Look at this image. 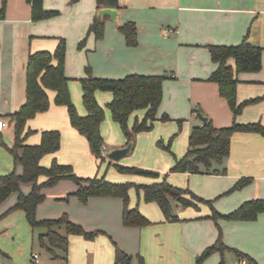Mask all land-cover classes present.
<instances>
[{
	"label": "crops",
	"instance_id": "0c3cea01",
	"mask_svg": "<svg viewBox=\"0 0 264 264\" xmlns=\"http://www.w3.org/2000/svg\"><path fill=\"white\" fill-rule=\"evenodd\" d=\"M2 4L3 0H0V9ZM44 5L49 9H58L60 13L34 20L30 0H7L5 15L0 18V117L8 121V125L0 131V173L14 169L17 173L23 172V165L15 162L8 148L15 142V124L10 113L18 110L26 100L30 51L55 49L58 36L65 37L70 47L86 38L84 47L89 51L94 47L95 50L88 62H91L89 66L96 76L119 78L129 73L166 75L158 115L167 112L172 118L170 120L189 117L190 121L186 122L181 135L186 146L176 157L186 154L192 127L202 125L200 112L211 118L216 126L230 125L235 118L239 122L260 120L264 123V49L260 70L237 74L238 101L255 100L246 104L236 117L227 98L220 93L219 84L208 79L217 67L208 44H239L247 38L264 46V0H119L117 8L121 24L135 22L137 26L138 43L134 46L127 44L121 24L109 15L105 16L102 38L97 39L89 33L99 10L97 0H44ZM76 58L80 65L87 62L84 53L76 55ZM230 61L235 66V61ZM74 62L75 59L71 61L69 56L65 71L71 78L69 88L72 99L79 113L85 115L87 109L81 83L73 80L71 69ZM86 66L85 71L80 66L77 74L85 76ZM53 94L54 90L52 95L49 94L50 108L29 119L27 129L33 132L27 136L25 143H38L44 129H59L61 147L56 152L45 154L41 163L49 165L57 158L62 163L72 162L79 173H84L79 166L93 168L95 154L86 136L71 123L67 106L53 101ZM112 96L109 90L96 91L97 100L102 105L108 103ZM138 110L146 112L145 109ZM157 121L162 122L157 119L155 123ZM118 123L111 110L105 107L101 133L108 151L127 144V137ZM170 127L164 137L175 131L176 124H170ZM143 131L146 130L137 131L136 135ZM146 135L151 138L147 148L156 159V165L151 166L158 169L159 176L118 177L120 181L116 182L152 183L167 176L170 183L189 188L205 200H196V205L187 207H181L173 200V212L179 219H168L157 201L146 200L143 190L133 186L129 190V204L138 207L151 222L144 226L125 225L122 197L91 196L87 202H82L76 195H69L78 189L79 184L63 178L55 185L44 188L46 198L37 207L38 219L58 218L66 212L85 229L101 231L93 238L70 234L68 264H115L118 250L133 255L131 264H194L197 256L217 241L220 229L226 244L254 258L247 264H264V209L254 219L213 217L214 208L221 213H229L250 199L264 198V135L253 131H235L229 155L223 164L216 165L226 167L223 173L181 171L165 175L162 172L175 165L176 157L153 147L155 136L152 133ZM22 153L23 148H19V154ZM123 162L121 164L125 165L138 163ZM242 176H251L252 180L242 188L232 189ZM45 178L42 175L39 180ZM32 187L33 183L21 184L24 193L30 192ZM19 193L12 192L0 203V212L12 207ZM15 211L12 215L25 219L23 209ZM60 231L65 232V229ZM139 255L143 257V263ZM232 256L243 257L231 250L224 253L217 250L202 264H221L223 260L225 264L226 259Z\"/></svg>",
	"mask_w": 264,
	"mask_h": 264
},
{
	"label": "trees",
	"instance_id": "16d2710c",
	"mask_svg": "<svg viewBox=\"0 0 264 264\" xmlns=\"http://www.w3.org/2000/svg\"><path fill=\"white\" fill-rule=\"evenodd\" d=\"M3 0L0 9V18L5 15ZM32 4V18L41 20L56 16L58 9H49L44 5V0H30ZM77 1V0H72ZM99 9L102 7H118L119 0H97ZM126 36L127 44L134 46L138 43V32L135 22H126L120 25ZM89 33H93L97 39L103 37L105 32V17L96 15L89 27ZM55 49H38L30 51L26 74V100L18 110L10 113L15 124V142L8 147L14 156L16 163L23 165V172L17 173L14 169L8 173H0V203L14 191H19L17 202L10 210L23 209L33 229L42 228L39 235L40 245L46 247L54 257L67 259L69 250V235L82 234L86 238H93L100 230H87L81 224L73 221L68 213L58 218L38 219L37 207L42 203L46 194L44 188L55 185L63 178H69L79 184L76 191L69 195H76L82 202H87L91 196H119L124 200L123 222L125 225L144 226L151 222L138 207L130 206L129 190L135 186L142 189L144 198L148 201H157L168 219H179L173 212L172 201L175 200L181 207L196 205V200H205L195 194L189 188H182L170 183L165 176L161 181L152 183H135L132 181L116 182L106 176H83L79 175L71 163H62L54 158L50 165L41 163V158L47 153L56 152L61 147V131L56 128L44 129L41 139L36 144H27V136L33 132L27 129L30 118L38 112L45 111L51 106L49 89L55 91V102L66 105L71 123L88 139L92 152L96 157L102 158L104 137L101 133V123L105 119V108L97 100V90H109L112 99L107 103L114 120L119 122L125 131L127 143L131 139L132 132L150 130L157 119L167 121L172 119L170 114L164 112L158 115L159 107L163 100V83L165 74L129 73L123 77H103L94 75L91 66H86V75L80 77L83 90V102L87 114L79 113L72 99L69 88L71 79L65 71L67 40L58 36ZM86 38L78 44L79 48L85 46ZM1 46V42H0ZM212 60L217 64L216 69L208 79L219 84L220 93L227 98L234 116L236 117L244 106L255 98L239 102L237 99V74L242 71H258L262 67V53L264 46L254 44L245 38L239 44H208ZM235 61V66L231 63ZM138 109H145V115L140 120L136 118L132 129L129 128L130 115ZM253 131L264 135V123L260 120L239 122L234 119L233 123L226 126H216L211 118L202 125H194L189 136V146L186 154L176 157V171L190 172H214L223 173L226 167H218L224 163L230 153L232 135L235 131ZM162 141L159 140V144ZM164 145V144H163ZM165 146V145H164ZM19 148L23 153L19 154ZM120 171L138 173L152 177L159 176L158 170L145 168L137 165H125L115 162ZM44 175L42 181L39 178ZM252 180L251 176H242L236 181L232 189L242 188ZM23 182L33 183L32 190L24 193L21 190ZM214 208V207H213ZM264 209V198H253L229 213H221L214 208L213 217L220 216L232 219H254ZM64 228L65 232L60 229ZM215 243L208 246L197 261H204L214 251H234L238 256H243L248 262L254 258L242 250L229 246L222 238V230ZM140 262L143 257L139 255ZM133 255L123 250H118L115 264H131ZM224 264V260L221 262Z\"/></svg>",
	"mask_w": 264,
	"mask_h": 264
},
{
	"label": "rangeland",
	"instance_id": "374dc122",
	"mask_svg": "<svg viewBox=\"0 0 264 264\" xmlns=\"http://www.w3.org/2000/svg\"><path fill=\"white\" fill-rule=\"evenodd\" d=\"M67 40V39H66ZM79 43H76V46L70 47L67 41V58L70 56L71 61L75 59L76 64L73 65V80H76L77 82H80V77L82 75L77 74L79 67L81 66L83 71H85V66L88 64L91 65L90 58L94 56L95 50L94 47H92V50L89 51L85 47L80 49L78 47ZM72 48V49H71ZM84 53L85 55V61H87L85 64L80 65L79 59L76 58V55ZM92 54V55H91ZM81 83V82H80ZM82 86V85H81ZM108 91V90H104ZM51 95L53 93V90L50 91ZM49 93V94H50ZM53 101H55V95L53 94ZM103 107H108L107 103L103 105ZM145 112L142 113V111H136L134 112L129 120L128 125L129 128L132 129L134 122L136 118H139L140 120L144 117ZM113 117V116H112ZM189 117H181L175 120H167L166 123L157 121L153 128L151 130H146L141 132L138 136L135 133L136 136V143L134 146V149L131 153L127 154L120 160H114L108 156V150L105 148L102 149L103 156L102 158L96 159V156H94V162L95 166L93 168H84L82 166H79V170L84 171V173H79L75 165L72 162H69L73 165V168L75 171L84 176H106L108 179L113 181H120L117 178L123 177V179H134L138 176L148 177V175L138 174V173H130L126 171H120L115 162L124 163L123 160L128 161H137V166L145 167V168H153L151 165H156V159L154 158V155L151 153V150L149 152V149L147 148L149 144H151V138L146 134H151L155 137V139L152 143V146L157 149H162L166 154L169 156L175 158L176 155H179V153L182 152V150L185 148L186 143L182 142L181 135L183 133L184 126L186 122H190ZM119 128L123 132L124 136L125 131L122 128L121 124L118 123ZM170 124H176L175 131H173L169 136L164 137L163 134L166 133L171 129ZM143 134H145L143 136ZM159 140H161L162 144H159ZM165 146H164V145ZM148 154V155H147ZM132 164V165H133ZM50 165V164H49ZM158 170V169H156ZM170 172H181L176 171L170 168L166 172H162L163 175L168 174ZM196 173V172H195ZM193 173V174H195ZM201 175V173H199ZM132 177V178H131ZM15 194V193H14ZM9 198V197H8ZM11 207L6 208L2 212H0V264H68L69 259H64L62 257H52V254L48 251L46 247H43L40 245L39 242V235L41 231H43L42 228H36L33 229L28 221H26L23 218H18L17 215H12L15 210H10ZM18 212V211H17ZM18 214V213H16ZM64 233V231H63ZM39 254V262H36V258L34 257V253ZM241 259V258H240ZM237 257L232 256L228 259H226L225 264H238L239 260ZM203 262V261H202ZM202 262H198L197 259L194 261V264H202Z\"/></svg>",
	"mask_w": 264,
	"mask_h": 264
},
{
	"label": "water",
	"instance_id": "95a60500",
	"mask_svg": "<svg viewBox=\"0 0 264 264\" xmlns=\"http://www.w3.org/2000/svg\"><path fill=\"white\" fill-rule=\"evenodd\" d=\"M97 15H100L102 17L109 15L115 21H117L118 24H121V22L119 21V10L117 7H109V6L102 7L98 10ZM199 116L203 120V122H205L208 119V117L203 115L201 112L199 113ZM135 143H136V136L135 133L132 132L131 139L128 141V143L125 144L124 146L111 148L108 152V156L114 160H119L123 156L133 151Z\"/></svg>",
	"mask_w": 264,
	"mask_h": 264
},
{
	"label": "built area",
	"instance_id": "2783aa9c",
	"mask_svg": "<svg viewBox=\"0 0 264 264\" xmlns=\"http://www.w3.org/2000/svg\"><path fill=\"white\" fill-rule=\"evenodd\" d=\"M8 125V121L5 120L4 118H1L0 117V131L3 130L6 126ZM102 148H106V146L104 145ZM103 152V151H102ZM34 257L36 258V262H39L38 258H39V254L36 252L34 253ZM238 264H247V260L246 258H241L239 260V263Z\"/></svg>",
	"mask_w": 264,
	"mask_h": 264
}]
</instances>
